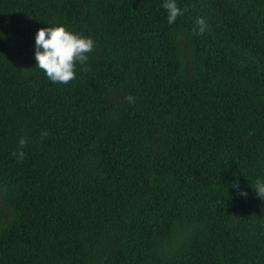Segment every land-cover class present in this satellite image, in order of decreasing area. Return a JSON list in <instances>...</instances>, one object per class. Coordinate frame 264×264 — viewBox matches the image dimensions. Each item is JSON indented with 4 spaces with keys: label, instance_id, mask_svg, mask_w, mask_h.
<instances>
[{
    "label": "trees",
    "instance_id": "trees-1",
    "mask_svg": "<svg viewBox=\"0 0 264 264\" xmlns=\"http://www.w3.org/2000/svg\"><path fill=\"white\" fill-rule=\"evenodd\" d=\"M177 4L0 0V264H264V0ZM54 23L95 41L67 84Z\"/></svg>",
    "mask_w": 264,
    "mask_h": 264
},
{
    "label": "clouds",
    "instance_id": "clouds-1",
    "mask_svg": "<svg viewBox=\"0 0 264 264\" xmlns=\"http://www.w3.org/2000/svg\"><path fill=\"white\" fill-rule=\"evenodd\" d=\"M161 7L167 15V22L172 24L182 9L178 6L177 0H161ZM196 24L199 26L194 29L198 33H203L207 27L205 18L197 17ZM95 41L91 36L82 35L68 29L64 24L54 23L45 24L44 27L37 29L34 36V59L37 67L42 69L45 75L52 82L67 84L75 79V69L77 64L87 68L89 52L93 50ZM125 99L129 103L134 102V97L128 95ZM47 135V133H43ZM27 143L26 138L21 137L18 141L19 148L13 152V156L18 160L24 158L23 146ZM233 187L239 195L246 197L247 191L243 189L239 182H235ZM257 194L264 198V182L254 185Z\"/></svg>",
    "mask_w": 264,
    "mask_h": 264
}]
</instances>
